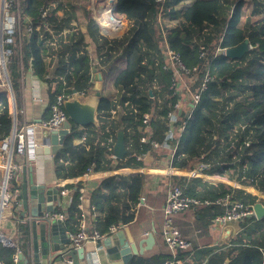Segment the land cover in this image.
I'll return each instance as SVG.
<instances>
[{"label":"trees","instance_id":"obj_1","mask_svg":"<svg viewBox=\"0 0 264 264\" xmlns=\"http://www.w3.org/2000/svg\"><path fill=\"white\" fill-rule=\"evenodd\" d=\"M18 8L22 19L21 47L10 46L12 52L7 65L15 96L21 88L23 69L32 67L53 90L51 104L59 94L71 97L73 89L90 93L94 85L93 68L103 74L99 125L83 130L72 125L71 133L54 156L58 178L82 176L89 169L112 170L114 160L118 166H137L136 155L153 150V140L165 139L168 114L179 99L171 89L173 71L163 69L168 45L182 55L188 67L198 66L200 80L192 86V91H198L206 71L215 76L195 104L177 143L172 164L180 169L198 167L205 175L227 178L264 193V0H117L114 13L131 21L129 30L121 38H108L101 34L99 22L89 16L86 28L93 46L85 41L84 32L77 24L73 27L74 20L78 24L81 20L71 0H14L11 14L14 15ZM25 19L33 22L31 32L23 22ZM65 29L67 32L63 33ZM245 39L249 40L251 50L240 59L224 55L214 58L219 46L234 48ZM13 41L19 42L17 34ZM201 45L208 50L203 57L199 51ZM45 57H51L50 65ZM56 58H59L57 76L49 79L48 68ZM8 91L5 87L0 92V142L13 131ZM148 112L156 116L145 124L144 115ZM183 120L184 113L175 126L179 127ZM120 130H124L125 145L129 148L127 158L121 160L114 159L113 147ZM143 136L148 137L147 143L141 142ZM83 137L80 144H75V139ZM202 165L206 167L201 169ZM145 181L144 174H115L103 178L101 184L107 192L102 194L97 189L90 194L92 207L97 212V225L90 234L96 231L105 235L111 226L123 227L131 223L135 211L124 200L136 201ZM177 185L187 195L200 200H214L231 192L238 200L249 204L258 200L245 190L200 178ZM13 187L17 189L18 185L13 184ZM80 187L81 183H77L72 190L73 202L65 219L71 232L79 227L78 224L74 227V221L78 222L82 212L78 207ZM199 210L201 215L205 214L202 220L205 229L215 216L224 212L216 204L201 206ZM19 212L16 206L10 217L21 224L20 229L28 236V225L17 220ZM218 248L202 252L195 246L179 251L177 257L184 264L190 261L196 264H264V216L261 220L248 217L241 230ZM166 249L161 264L172 259L171 250L168 246ZM16 253L15 249L0 246V258L5 264H15ZM151 261V258L140 257L134 264H154Z\"/></svg>","mask_w":264,"mask_h":264},{"label":"crops","instance_id":"obj_2","mask_svg":"<svg viewBox=\"0 0 264 264\" xmlns=\"http://www.w3.org/2000/svg\"><path fill=\"white\" fill-rule=\"evenodd\" d=\"M55 2L58 0H54ZM4 8V0H0V27L3 25V21L5 20L6 23V16H16L18 10L14 13V15L11 14L12 9ZM62 14V11L59 12V15ZM31 20V19H26ZM75 21V20H74ZM29 21H26L25 24H27ZM125 22V20H124ZM73 23V22H72ZM22 25V23H21ZM20 25V26H21ZM33 25V24H32ZM39 27V25H38ZM20 28L17 27L15 30H10L8 32H2L0 30V50H4L7 52V54L12 52V47H15V44L19 47H21V40L22 36L20 34ZM65 33V31L63 32ZM102 33H104L102 31ZM17 34L19 42H14L13 39L15 38V35ZM105 34V33H104ZM85 35V41L88 43V38L90 37L88 34ZM88 35V36H87ZM88 37V38H87ZM91 39V45L93 44L92 38ZM90 45V44H89ZM10 46H12L10 48ZM57 59V58H56ZM59 59V58H58ZM51 57H45L46 63L50 65L51 63ZM55 61V60H54ZM54 63V62H53ZM53 64L49 66L48 71L50 72V69L52 68ZM93 73L96 74V70L93 68ZM8 74V71H6ZM57 75L55 74L54 77ZM95 76V75H94ZM53 77V78H54ZM50 78L49 79H53ZM7 81L10 82L9 74L7 76ZM95 83V80L93 81ZM113 87L111 88V90ZM10 90V88H9ZM53 90L50 89L48 84L43 81L41 78L38 77L37 74L34 73L33 68L29 69H23V76H22V84L18 94L14 97L8 91V98L10 100V112H12L13 120L15 117V108L16 109H22L24 111L23 114L19 112L18 117L21 120H26L29 125L33 123L36 119H42L48 120L51 116V95ZM80 93V92H79ZM81 92L80 94H82ZM89 94V93H88ZM85 94V95H88ZM85 127L78 126L77 129L83 130ZM13 130V128H12ZM82 139L77 138L75 139V144H80ZM28 154L20 160L23 166H26L28 162L30 163V166L27 168L29 170V174L31 175L32 169L35 176V180L38 183L45 184V186H49L48 188H54L56 183H60L58 186L59 194L58 199L49 203L53 204L54 206V212L52 213H61L65 215L64 220H60L64 224V227L66 229V233L71 232L72 230L68 227V224L65 222V219L67 218V212L69 208L72 205V194H69L67 196H62L61 191L65 187H69L72 190L76 188L77 183H81V187L79 188V191L81 193V197L79 200L80 203H78V207L82 210L80 213V216L77 220L74 221L75 225L78 224V230L82 227L84 224V207L82 204V200L85 198H88L90 200V194H94L95 190H99L102 194L107 192V189L103 184H101V180L105 177H109L115 174H121V175H137V174H144L146 175V181L145 186L143 189V192L141 194L137 195L136 201H130L129 199L124 200L126 203L131 204L132 210L135 211L134 218L131 223L128 225H125L123 227H120L118 230H128L127 237L130 235L133 240L136 241V243H139L142 238H146L148 234H153V243L150 247V249L146 250L143 249L142 251L138 248V253L131 256L129 261L125 263V260H123L121 257L116 258L114 260L108 259L105 255V252L103 250H100L98 248V243L107 238L109 235L113 234L109 232L105 234L106 236L103 238H99L97 240L89 239L85 243L87 249L93 253L95 256L92 258L90 264H134L140 257L144 258H151V263L154 264H161L163 261V257L165 254H167L166 249V242L163 239L162 236V227H163V213L162 208L166 203L167 200V194L170 185L172 184H178L180 182H187L191 178H200L203 181H208L213 184H228L235 188L245 190L247 193H250L258 198V201H261L264 203V193H260L255 187H249L250 190L255 189L254 192L248 190L246 187L248 186H241L237 182H233L226 179H221L220 177L217 178V176H211L208 174H203L198 167H196L194 170H191L190 168L187 169H180L174 167L172 164L174 157L177 153L178 145H176L175 141H170V146L166 149H155L149 151L148 153H143L135 156L136 164L137 166H118L117 161H113V169L112 170H100V171H92V176L90 179L85 178V174L82 176H78L75 178H58L56 174V167H55V155H45V154H37V149L35 147V143L32 137V134L29 130L28 132ZM180 142V141H179ZM115 144V143H114ZM114 146V145H113ZM127 146V145H125ZM127 149L128 146H127ZM56 154V153H55ZM128 155V153H127ZM126 155V156H127ZM125 156V158H127ZM140 157V158H138ZM114 159L116 158L114 154ZM121 160V159H119ZM2 159L0 158V164L2 165ZM171 168V169H170ZM0 170L3 173L2 176L0 174V179L4 176V169L2 166H0ZM105 171L108 172L109 176H104L102 173ZM166 172H171L170 174ZM200 172V173H198ZM198 175V176H197ZM22 184H23V177L22 173L20 176L19 184L17 190L22 192ZM81 188L84 189V191H81ZM201 187H198L200 189ZM55 189V188H54ZM123 192V191H122ZM72 193V192H71ZM232 193V192H231ZM235 195V194H234ZM236 197V196H235ZM126 198V197H125ZM124 198V199H125ZM237 199V198H236ZM20 202L22 205V199L20 198ZM91 203V200H90ZM118 203V202H117ZM120 203V202H119ZM213 205V204H210ZM207 205V206H210ZM206 206V207H207ZM221 208H223V211L225 212V208L221 205H218ZM22 209L19 212V215L17 217V220H23L25 224L29 227V234L28 236L25 235V233L20 229V225L18 221L13 220L12 217H8L4 224H5V232L9 233L10 236L14 237L13 240L18 244L19 251L26 252L30 248V242H32L33 234L31 230V224L30 220L27 215H24V207L21 206ZM199 207H193L191 209H188V211L182 212L178 214L175 217V223L180 229L182 235L186 239H190L193 243V247L197 246L199 247V250L202 252H205L208 248H213L214 251L219 250L218 247L221 245H224L227 243V241L236 233H238L241 228L242 224L244 222L238 223L233 222L228 224L224 229H215L213 227V222L207 229H205L203 226V218H205V214L201 215L200 208ZM204 207V206H202ZM92 222L94 224V227L97 225V212L94 210L95 208L92 207ZM131 210V211H132ZM94 211V212H93ZM223 212V213H224ZM128 214V213H126ZM207 221L209 223L210 218L207 217ZM246 221V220H245ZM73 222H71L72 225ZM207 225V222H206ZM90 231V230H88ZM74 233V232H71ZM90 233V232H89ZM14 234V235H13ZM94 234V233H93ZM109 234V235H108ZM102 235V234H101ZM108 235V236H107ZM40 238V229L38 231V241ZM66 238H62L61 241L64 242ZM72 244V243H71ZM66 245V247H68ZM145 247V245H144ZM64 261H61L60 264H73L71 263L70 257H63ZM143 264V263H141ZM184 264V263H183ZM189 264H196L194 261H190Z\"/></svg>","mask_w":264,"mask_h":264},{"label":"built area","instance_id":"obj_3","mask_svg":"<svg viewBox=\"0 0 264 264\" xmlns=\"http://www.w3.org/2000/svg\"><path fill=\"white\" fill-rule=\"evenodd\" d=\"M14 0H4V8L11 9ZM5 20L2 22L3 25L0 27L2 32H8L10 30H15V28L19 27L22 23V19L20 18V12L18 8L17 15L6 16ZM29 21L28 30L32 31V20H24ZM97 23V22H96ZM47 31L50 32L48 27H45ZM102 31V30H101ZM103 35H107L102 33ZM116 34V33H115ZM200 56L203 57L207 54V48L205 45H201L199 47ZM11 53L5 52L3 49L0 50V92L5 87L10 88V93L14 97V93H12L9 81H7V65L10 63V55ZM218 55L227 56V47L219 46L217 48V53L214 58ZM165 56V65L163 69H168L173 71L172 85L171 89L174 90V95H177L179 99L174 103L173 110H171L168 114V130L166 132L165 139L163 141L153 140L151 142L152 146L155 149H166L170 146V141L172 139L176 140V145L180 141L183 136V133L186 129V125L188 124L189 119L192 116V113L195 109V104L198 103L201 99L202 91L207 89V83L215 78L210 71H206L201 79V86L199 87L197 92L192 91V86L200 80L198 75L199 69L198 66L188 67L183 61L182 55L172 49L170 46L166 45V50L164 53ZM228 57V56H227ZM197 90V89H196ZM83 95V94H81ZM67 97L64 94H59L56 96V99L53 104H51V116L48 120L42 121V125L48 128L50 131H59L62 130L66 121L68 120L67 111L64 109L63 103ZM181 111V112H180ZM15 117L13 120V132L10 136L5 138L0 142V158L2 159V168L4 169V176L0 179V246L8 247L11 249H15L17 252L19 251L18 244L13 240L14 237L10 236L9 233L5 232V220L10 216H12L13 209L17 206V211L19 212L22 209V205L20 202L22 192L14 189L13 184L18 185L20 176L24 168H28L30 163L23 166L20 160L24 156L28 154V132L31 126L24 119L21 120L18 117L19 112L21 114L24 113L22 109L14 110ZM184 113L185 120L182 121L179 127L175 126V123L179 121L180 115ZM156 116L154 112H148L144 115V123L148 124L149 120ZM85 137L82 138L83 141ZM142 143L148 142V137L143 136L141 138ZM49 144H46L48 146ZM140 158V157H138ZM205 165L201 166V169L205 168ZM171 169V168H170ZM167 174L171 172H166ZM104 176H109L108 172L102 173ZM172 174V173H171ZM27 178H30L29 170H27ZM92 176V169H89L85 174L86 179H90ZM198 176V175H197ZM60 183H56L53 186L55 189L59 188ZM46 189H54L48 188ZM83 192L84 189L81 188ZM72 189L69 187H65L61 194L62 196H67L71 194ZM210 204L221 205L225 208V212L221 215H217L213 218V227L215 229H224L228 224L233 222H245L248 217H255L254 204H249L245 201L236 199L234 193H227L223 197H218L214 200H200L199 198L191 195H187L182 187L177 184H172L169 187L167 200L165 205L162 208L163 216H164V225L162 228V236L165 240L169 250L172 253V259L168 261L166 264H183L184 261L181 258L177 257L179 251H188L193 248V243L190 239H186L183 237L180 229L175 223V217L188 209L199 206H207ZM46 217L50 220L59 219L64 220L65 215L61 213H47ZM119 227L114 225L110 227V232L113 233ZM69 239L75 247L82 246L87 240H97L99 238H103L106 235H101L95 231L94 234H90L86 229L85 224L76 231L75 233H68ZM14 235V234H13ZM13 262L17 264V253L13 257ZM0 264H5L0 258Z\"/></svg>","mask_w":264,"mask_h":264},{"label":"water","instance_id":"obj_4","mask_svg":"<svg viewBox=\"0 0 264 264\" xmlns=\"http://www.w3.org/2000/svg\"><path fill=\"white\" fill-rule=\"evenodd\" d=\"M117 2L115 3L116 6ZM251 48L248 39H245L239 46L227 48V56L233 59H240ZM59 67V59H55L52 68L50 69V78L56 74ZM95 83L90 90V93L82 98L78 95V91L73 89V95L64 100V109L67 111L68 120L62 130L50 131L42 125V119H36L31 123L30 132L36 145V155H55L63 146L65 138L71 133L72 125L82 127L98 126L99 125V104L102 95V72H97L94 76ZM181 112V111H180ZM46 144H49L46 146ZM45 145V146H43ZM114 154L118 159H124L128 153L125 146V132L120 130L114 144ZM30 178H27V169L23 170L22 184V205L24 207V215H27L33 234L30 248L26 251L17 252V264H60L63 257H70L73 264H90L95 256L89 251L86 245L75 247L71 244L69 236L66 233L64 224L59 219L50 220L46 217L47 213L54 212L53 204H49L58 199L59 190L46 189L45 184L38 183L35 180L33 173ZM84 207V224L87 230H92L94 224L92 222V208L88 198L82 200ZM255 218L263 219L264 203L258 201L254 204ZM40 229V238L38 241V231ZM128 230H118L107 238L98 243V248L105 252L108 259L114 260L121 257L125 263L129 261L131 256L137 254L138 248L150 249L154 239L153 234H148L146 238H142L139 243H136L133 238L127 234ZM62 238H66L64 242ZM66 247V245H68ZM145 245V247H144Z\"/></svg>","mask_w":264,"mask_h":264},{"label":"rangeland","instance_id":"obj_5","mask_svg":"<svg viewBox=\"0 0 264 264\" xmlns=\"http://www.w3.org/2000/svg\"><path fill=\"white\" fill-rule=\"evenodd\" d=\"M71 1L75 5V11L74 12L78 16H80V20H81L80 24H78L76 21H73V23H72L73 27L76 26V24H77L81 28V30L84 32V34L85 33L87 34L86 24L88 22L89 16H91L92 18L96 19L99 22V24L98 23L97 24L99 25L98 28L100 29V32L102 34L103 28H102V25H101L99 18H102V15L104 14V11H105L106 7L108 6V4H109V6L111 5V8H112L110 10V14L113 15L114 18L117 20H125L126 27L121 33H119V34L116 33L117 35L115 33H109L106 36L108 38H117V37L121 38V37H123V35H125L127 33V31L130 28V24H131L130 20L126 19L124 16L121 17V16L116 15V13H114L115 3L117 2V0H71ZM170 25H172V24H170ZM162 29H163V31H165L164 27ZM71 30H73V28H71ZM65 32H67L66 29H65ZM88 44H90V46H93V44L91 45L90 37L88 38ZM110 88H112V87H110ZM198 173H200V172H198ZM0 174H1V176L3 174L1 172V170H0ZM217 178H219V177H217ZM225 179L228 180L227 178H225ZM248 190H250V189L248 188Z\"/></svg>","mask_w":264,"mask_h":264},{"label":"bare ground","instance_id":"obj_6","mask_svg":"<svg viewBox=\"0 0 264 264\" xmlns=\"http://www.w3.org/2000/svg\"><path fill=\"white\" fill-rule=\"evenodd\" d=\"M111 2V1H110ZM19 4V3H18ZM112 8H111V5L109 6V4H108V6L106 7V9H105V11H104V14L102 15V18H99L100 19V22H101V25H102V30L104 31V33L105 34H109V33H121L124 29H125V27H126V25H125V22H124V20H117V19H115L114 18V16L113 15H111L110 14V10H111ZM115 9V8H114ZM69 31V30H68ZM117 35V34H116ZM10 84V83H9ZM10 87H12L11 86V84H10ZM83 95H81L79 92H78V95L79 96H81L82 98H84L85 96H87V95H85V93L83 92L82 93ZM64 106V105H63ZM13 132V131H12ZM43 146H45V145H43ZM35 147H36V145H35ZM93 171V170H92ZM117 226V225H116ZM119 227V226H118ZM120 228V227H119ZM118 228V229H119ZM118 229L116 230V231H118ZM116 231H114V232H116ZM113 232V233H114ZM68 233H71V232H68ZM75 233V232H74ZM110 234V233H109ZM108 234V235H109ZM107 235V236H108ZM68 236H69V234H68ZM70 240V239H69ZM84 245V244H83ZM82 245V246H83ZM81 247V246H80ZM77 248V247H76Z\"/></svg>","mask_w":264,"mask_h":264},{"label":"flooded vegetation","instance_id":"obj_7","mask_svg":"<svg viewBox=\"0 0 264 264\" xmlns=\"http://www.w3.org/2000/svg\"><path fill=\"white\" fill-rule=\"evenodd\" d=\"M119 227H120V226H119ZM77 231H78V230H77ZM86 242H87V241H86ZM86 242H85V243H86ZM71 243H72V242H71ZM85 243H84V245H85Z\"/></svg>","mask_w":264,"mask_h":264}]
</instances>
